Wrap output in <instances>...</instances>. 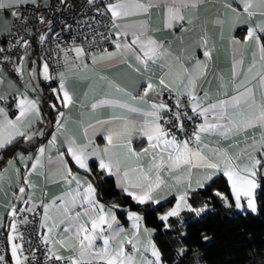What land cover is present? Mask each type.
<instances>
[{
  "label": "snow or ice",
  "instance_id": "6c2138e0",
  "mask_svg": "<svg viewBox=\"0 0 264 264\" xmlns=\"http://www.w3.org/2000/svg\"><path fill=\"white\" fill-rule=\"evenodd\" d=\"M202 2L203 0H103L97 4L96 0H88L89 4L95 5L97 15L102 18L98 23L107 31L96 29L92 39L86 44L73 41L69 45H61L57 42L54 51L59 91L53 89V92L56 93L59 107L57 104L50 105L57 112L56 131L47 147L37 149L38 154L34 157L31 170L35 171L38 166L43 167L46 150L55 144L57 134L64 131L66 116L60 108L66 109L76 103L73 94L67 89L66 73L75 72L78 74L77 79L88 81L91 79L88 73H95L97 65H107L119 59L127 62L129 57H134L140 67H134L131 63L128 66L136 72H140L142 68L144 72L151 73L150 63L168 69L155 83L149 76L141 90L142 94L131 96L133 101L143 102L148 109H141L126 102H113L108 99L102 101V104L126 109L136 115L129 119L114 113L110 120H97L96 124H88L84 134L89 143L85 145H77L68 137L66 154L71 157L72 162L78 169L90 173L92 169L89 160L95 157L99 161L98 168L109 176H117L122 191L138 205L148 202L160 203L154 193L165 184L162 174L172 178L175 185L186 183L187 189L178 194L176 206L159 217L165 222L169 217L178 216L184 208L193 210L187 196L189 190H195L192 187L194 170H198L197 187H203L205 181L222 174L231 186L235 207H243V197L246 199L247 208L256 212L255 191L260 187V179L264 178V0H234L242 10H238L232 3L224 5L236 18L246 17L248 27L243 40L235 37L230 39L234 52L231 71L233 93L229 95L225 90L222 98L215 101L211 100V93L202 85L213 52L206 35L201 37L198 44L203 48L204 59H195L189 68L180 57L171 55L162 42L149 34L148 20L130 24L119 22L137 14L150 15V9L162 7L164 29L179 26L181 31H190L185 27V21L188 25H193V19L190 16L186 18L184 13L195 12ZM22 3L35 5L37 0H0V12L10 9L11 16L20 19L18 9ZM256 16L261 19L253 22ZM23 39L22 36L19 37L16 44L20 45ZM39 40L43 43L45 36L41 35ZM103 42L111 44L114 50L110 51L103 46ZM22 47L25 48V54L20 57V65L15 68L17 73L23 72L25 58L29 55L26 50L27 41H24ZM249 47L252 49V62L245 78L239 80L243 54ZM2 51L4 50L0 49V52ZM32 63L36 64L37 61ZM30 74L35 78L38 74L37 68H32ZM39 74L46 81L56 78L50 73L47 61L42 64ZM99 79L104 80L105 77L101 75ZM219 80L220 87L226 89L224 77L220 76ZM108 83L116 92L131 95L114 82ZM163 90H167L174 99V109L163 102H157ZM150 92L157 93L152 100L146 99ZM4 99L5 97L0 95V100ZM17 100L18 114L15 119H10L7 111L0 108V150L14 146L19 142L18 138H23L25 143H31L37 135H44L39 129L32 130L34 124L44 123L37 102L28 99L24 94H20ZM98 106L92 105L93 109ZM31 116H34L35 120L30 119ZM194 118H203V123L196 124L192 132L187 133L184 121ZM248 130H252V135H245V147L235 153L221 147L219 139H212H227L229 136L247 133ZM97 134H102L106 141L102 153L98 146L89 150L93 143L91 137ZM134 136L146 140L147 146L140 151L134 149ZM229 147L238 148V145ZM144 157L148 159L146 168L143 165ZM17 159L27 167V161L33 157L17 153ZM57 160L58 166L54 171L50 170V174L58 176L69 186L75 183L76 187H70L64 196L57 197L59 204L54 200L50 205H43L44 214L39 227L47 229V234L41 235L40 239L45 247L44 254L48 264H162L161 253L151 240V231L144 230L146 242L142 243L140 239L141 216L136 212H127V218L133 221L135 229L131 237L124 233L122 228H114L117 218L113 209L119 205H112L105 211V206L97 200L96 188L91 182L81 180L80 176L68 167L65 153H59ZM15 163L16 160L13 159L7 161L9 167H14ZM16 172L19 174V169H16ZM24 183L32 186L27 178ZM19 193L22 198L25 188L19 187ZM221 199L224 200L225 207L232 206L223 196ZM30 200L31 196L23 202L27 204ZM77 207L83 211H74ZM53 208L61 214L59 220L50 214ZM35 211V206L27 209L12 206L9 209L8 215L12 217V221L8 225L6 237L8 248L5 253H0V264H32L33 253L25 249V239L19 232L17 215ZM21 221L25 225L29 223L26 216L21 217ZM61 225H64L62 229ZM0 227L3 225L0 224ZM126 245H131L130 251L126 250ZM62 250L69 254H62Z\"/></svg>",
  "mask_w": 264,
  "mask_h": 264
},
{
  "label": "crops",
  "instance_id": "0c3cea01",
  "mask_svg": "<svg viewBox=\"0 0 264 264\" xmlns=\"http://www.w3.org/2000/svg\"><path fill=\"white\" fill-rule=\"evenodd\" d=\"M98 1L103 2V0ZM6 2H8V0H6ZM37 2L43 5H47L51 2V0H37ZM225 3H232L234 7L238 8V10H242L239 9V6L235 4L234 0H203L201 5L195 12L184 13L186 18L190 16L193 19V25H188L185 21V27L189 28L190 31H181L179 26L171 29H164V9L162 7H153L152 9H150V15L137 14L122 19L119 22L122 24H130L141 20H148L150 29L149 34L154 39L162 42L164 44V47L169 53H171V55L180 57L183 60L185 66L189 68H191L195 59H204L203 48L199 47L198 44L201 37L206 35L209 40V46L213 48V52L212 60L209 63L207 75L205 80L202 82V85L204 89H207L211 93V100L215 101L218 98H222V94L225 90L229 95L233 93L231 71L234 52L233 45L231 44L230 39L231 37H235L236 39L243 40L248 27L246 17L236 18L235 14L232 13L230 9L224 7ZM24 4L32 3H22L21 5ZM12 18L13 17L11 16L10 9H6L0 12V37L5 36L10 32ZM260 19V16H256L253 22ZM128 39L130 40L131 37H128ZM108 49L110 51L114 50L112 45H110ZM27 52L29 55L25 58L24 70L22 73H18L17 77L11 76L3 68L0 67V81H2V83H0V95L5 97L4 100H0V108H4L5 111H7L10 119H15V115L18 114L16 110V104L18 103L17 97L20 96V94L27 95L28 99L37 102L43 118V113L40 107L43 85H47L51 81L50 79L47 81L44 80L42 75L39 74L44 62L38 57L35 48L33 46H30L27 49ZM32 61H37V63L33 64ZM251 62L252 49L251 47H249V49L243 54V63L240 66L239 70V80H243L245 78V73L247 72V69ZM129 63L133 64L134 67H140L135 61L134 57H129L127 62H125L123 59H119L107 65H97L95 73H88V75L91 76V79L88 81H81L77 79L78 74L75 72L66 73V86L68 91L73 94L76 103L66 109L62 107L60 108L61 111L65 112L66 116L64 131L57 134L55 144L51 146L49 150H46L43 157V167L38 166L35 171L31 170V164L34 163V157L38 154L37 149L39 147H47L49 145L51 136L56 131L55 123L53 128L45 138H43L44 135H37L36 137H34L31 143H25L23 138H18V144H20L21 146L15 149L13 154L9 156L0 167V224L3 225V227L0 228L4 229L6 237L8 232V225L12 221L8 216L9 207L16 206L23 199H28V197L31 196V200L29 202L31 203L32 207L35 206V208H39L41 210L42 219L44 214L43 205H50L54 200H56V203L59 204L60 201L57 200V197L64 196V194L69 190L70 187L72 189H75V183L69 186L63 180L59 179L58 176H53L50 174V170L54 171L58 166L57 157L59 153H65V160L68 161V167H70L74 173H77L80 176L81 180H87L88 182H91V174L96 173L100 170L98 168L99 161L95 157H92L89 160V166L92 171L90 173H85L84 170L78 169L76 167L74 162H72L71 157L66 153L68 137L75 141L77 145H85L89 143L88 138L84 134V129L88 124H96L97 120H110L114 113L122 117H127L129 119L136 115L134 113H129L126 109H120L108 104H102V101L108 99L113 102H126L133 104L135 107L141 109H148V106L143 102L133 101L131 99V96H138L142 94L141 90L146 85L149 76H151L152 82L155 83L158 78L163 75V73L168 69L161 68L159 64L153 65L150 63L149 68L152 70L151 73L144 72L142 68L140 72H136L133 68H129ZM19 65L20 59L17 62L16 67ZM32 68H37L38 70V74L35 78H33L30 74V70ZM101 75L105 77L104 80L99 79ZM220 76L224 77V82L227 85L226 89H222L220 87ZM239 80L237 82H239ZM109 81H112L115 84L119 85L121 88L126 89L127 92L131 95H124L121 92H116L114 88L109 86ZM50 89L54 97H56V93L53 92V89L59 91L58 76L57 80L54 81L53 84H51ZM218 93L220 94L219 96ZM155 94L156 92H150L149 96L146 99H154ZM56 104L59 107L58 100H56ZM93 104H97L99 106L96 109H93ZM209 118L211 119V117ZM30 119L35 120V117L31 116ZM200 119L201 123H203V118ZM36 129H39L44 133L41 124H34L32 130L35 131ZM89 134L91 135V130H89ZM245 135L251 136L252 130H248L247 133H241L238 136H229L227 139H224L222 137H212V139H219L221 147L235 153L245 147V144L243 142ZM91 138L93 140V143L90 146L89 150H91V148L93 147L98 146L102 153V150L106 144L103 135L97 134L95 136H92ZM205 142H207V140ZM230 145H238V148H230ZM132 146L137 151H140L143 147L147 146V142L146 140H142L134 136L132 140ZM17 153H21L25 157L30 155L33 157L32 160L27 161V167H25L24 162H20L17 159ZM49 157H51V161H49ZM9 159L16 160L14 167L8 166L7 161ZM147 163L148 159L147 157H144L143 165L145 166V168L147 167ZM16 169H19V174H17ZM197 171L198 170H194V175L192 177V187L195 190L201 188L197 187L196 185V180L198 178V175L196 174ZM111 177L113 178L115 186L122 191V188L119 186L117 176L112 175ZM25 178L30 181L32 185L31 187L24 183ZM162 178L165 180V184L162 185L161 188L154 193V196L160 200L159 204L172 199V205L170 207L172 208V206H174L177 202L178 194L187 189V184L185 183L183 185H175L174 180L164 174H162ZM209 181L210 180L205 181V183ZM227 183L231 192V201L228 200V202L234 208H236L235 198L232 193L231 186L228 181ZM19 187L25 188V193L23 194L22 198H20ZM190 191L192 190H189L188 194ZM218 193L222 195L221 192ZM97 200L99 203L105 206V211H108L111 208L110 205L104 203L98 196ZM241 203L243 207L247 205L246 199L242 197ZM152 204L158 205L155 203ZM77 210L83 211V209L79 207L74 209V211ZM129 211L136 212L142 218L139 228V234L142 243L146 242L147 239L144 234L145 229H149L151 231V240L154 243V230L144 223L142 214L135 210L127 209L125 211V222H123L117 215L115 209H113V212L117 218V224H114L113 227L122 228L124 230V233L131 237L135 232V229L133 228V221L127 218V212ZM50 214L57 220L61 218V214L55 208L50 210ZM63 226L64 225H61V229L63 228ZM104 227L107 234V226L105 225ZM40 229L41 235L47 234V229ZM128 246L131 247V245H126V249ZM62 254L68 255L69 253L62 250ZM8 255L10 256V253ZM162 264L165 263L162 262Z\"/></svg>",
  "mask_w": 264,
  "mask_h": 264
},
{
  "label": "trees",
  "instance_id": "16d2710c",
  "mask_svg": "<svg viewBox=\"0 0 264 264\" xmlns=\"http://www.w3.org/2000/svg\"><path fill=\"white\" fill-rule=\"evenodd\" d=\"M51 84L43 85L40 99L43 138L53 128L57 114L50 107L56 104ZM18 143L0 150V167L21 146ZM91 182L104 203L119 205L115 211L123 222L127 209L142 214L144 223L154 230L153 241L165 264H264V178L255 193L254 213L224 206L221 196L231 201V192L226 178L217 175L189 192L192 211L182 210L166 222L159 217L169 210L172 199L158 205H138L115 186L111 176L100 170L91 174ZM218 192L222 195L218 196Z\"/></svg>",
  "mask_w": 264,
  "mask_h": 264
},
{
  "label": "built area",
  "instance_id": "2783aa9c",
  "mask_svg": "<svg viewBox=\"0 0 264 264\" xmlns=\"http://www.w3.org/2000/svg\"><path fill=\"white\" fill-rule=\"evenodd\" d=\"M96 3L99 4L101 1L96 0ZM18 11L21 14L20 19L12 18L10 32L0 37V49L4 50L0 52V67L13 77H17L16 64L20 57L25 54V48L22 47L24 41L28 42L27 49L33 46L40 60L49 63L50 73L56 76L57 63L54 50L57 42L61 45H69L73 41L77 44H86L88 40L92 39L96 29L107 31L101 23H98L102 18L97 15L95 5L89 4L88 0H52L47 5L39 2L35 5L24 4L20 5ZM103 19L106 20L107 18ZM41 35L45 36L43 43L39 40ZM21 36L24 39L20 45H17L16 40ZM97 40H99V37H97ZM110 45L108 42H103V46L107 48ZM5 57L8 59H5ZM42 57L43 59H41ZM56 80L57 76L55 79H50L51 82ZM158 101L169 105L173 109L175 108V101L167 91L162 92ZM188 111L191 115L190 110ZM184 123L186 132L191 133L196 124L201 123V119L185 120ZM183 138L187 137L183 136ZM24 200L26 199H23L15 207L18 209L32 207L30 202L25 204ZM10 208H8V212ZM35 209V213H18V229L20 234L24 236L25 249L31 250L33 253L31 257L32 264H48L44 254L45 247L40 239L41 210L39 208ZM24 216L29 220L27 225L21 221V217ZM9 219L12 220V217L9 216ZM6 249V235L4 229L0 228V253H5ZM126 250L130 251L131 247L128 246Z\"/></svg>",
  "mask_w": 264,
  "mask_h": 264
},
{
  "label": "rangeland",
  "instance_id": "374dc122",
  "mask_svg": "<svg viewBox=\"0 0 264 264\" xmlns=\"http://www.w3.org/2000/svg\"><path fill=\"white\" fill-rule=\"evenodd\" d=\"M177 203V202H176ZM176 203H175V205L174 206H172V208H174L175 206H176ZM172 208H170V210L172 209ZM182 210H187L186 208H184V209H182ZM181 210V211H182ZM239 210H244V211H248V212H251V213H254V212H252L251 210H249L248 208H247V205H245L244 207H242L241 209H239ZM166 214V213H165ZM161 215H164V214H161ZM160 215V216H161Z\"/></svg>",
  "mask_w": 264,
  "mask_h": 264
}]
</instances>
